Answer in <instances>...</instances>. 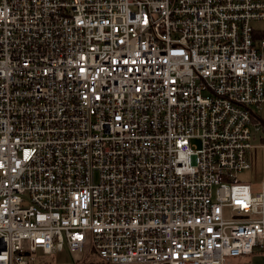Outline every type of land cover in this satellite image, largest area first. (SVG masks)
<instances>
[{"label":"built area","instance_id":"built-area-1","mask_svg":"<svg viewBox=\"0 0 264 264\" xmlns=\"http://www.w3.org/2000/svg\"><path fill=\"white\" fill-rule=\"evenodd\" d=\"M254 108L264 0H0V264L264 253Z\"/></svg>","mask_w":264,"mask_h":264},{"label":"rangeland","instance_id":"rangeland-1","mask_svg":"<svg viewBox=\"0 0 264 264\" xmlns=\"http://www.w3.org/2000/svg\"><path fill=\"white\" fill-rule=\"evenodd\" d=\"M255 112L257 113L258 116H263L264 117V108L258 109V108H254ZM262 160L264 158V148L260 151ZM239 179L245 182H253L254 180L251 179L250 177V172H244L241 175H239ZM256 184L253 186V191L256 192H261L264 190V177L262 178L261 176H258V179L255 181ZM46 260H51L53 262V264H68L71 263L73 261V255L71 253H69V251L67 249H64L63 251H59L56 254H52V255H47L45 257ZM238 260V259H237ZM231 258L228 261L230 262V264H235L237 262V264H244L242 263L244 261L243 258L240 259V262L238 263V261Z\"/></svg>","mask_w":264,"mask_h":264},{"label":"crops","instance_id":"crops-1","mask_svg":"<svg viewBox=\"0 0 264 264\" xmlns=\"http://www.w3.org/2000/svg\"><path fill=\"white\" fill-rule=\"evenodd\" d=\"M259 118L264 124V117L260 115ZM241 258L244 259V261L242 262L244 264H264V253L260 251H255V253L251 256H245V257H239V258H233V259L235 260L238 259L237 261L239 263ZM228 264H230L229 261H228ZM235 264H237V262Z\"/></svg>","mask_w":264,"mask_h":264},{"label":"trees","instance_id":"trees-1","mask_svg":"<svg viewBox=\"0 0 264 264\" xmlns=\"http://www.w3.org/2000/svg\"><path fill=\"white\" fill-rule=\"evenodd\" d=\"M262 142L264 143V138H262Z\"/></svg>","mask_w":264,"mask_h":264}]
</instances>
